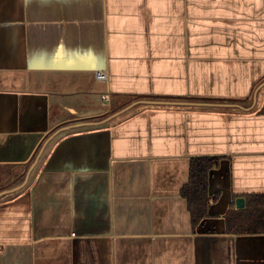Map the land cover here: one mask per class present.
Wrapping results in <instances>:
<instances>
[{
    "label": "crops",
    "instance_id": "obj_1",
    "mask_svg": "<svg viewBox=\"0 0 264 264\" xmlns=\"http://www.w3.org/2000/svg\"><path fill=\"white\" fill-rule=\"evenodd\" d=\"M256 194L264 0H0V264H264Z\"/></svg>",
    "mask_w": 264,
    "mask_h": 264
},
{
    "label": "trees",
    "instance_id": "obj_2",
    "mask_svg": "<svg viewBox=\"0 0 264 264\" xmlns=\"http://www.w3.org/2000/svg\"><path fill=\"white\" fill-rule=\"evenodd\" d=\"M124 106L119 105L114 107L112 112L120 110L124 108ZM216 160H218V157L211 156L195 157L192 160L191 182L185 187L183 194L189 199L190 210L194 215L195 222L208 216V176ZM259 205L262 207L260 206V208H258ZM249 210L252 211L248 212ZM252 214H255L258 221H260L258 224L264 227V194L248 196L247 206L236 210H230L227 214L228 228L236 232L253 229L254 227L247 226L245 222V218Z\"/></svg>",
    "mask_w": 264,
    "mask_h": 264
},
{
    "label": "rangeland",
    "instance_id": "obj_3",
    "mask_svg": "<svg viewBox=\"0 0 264 264\" xmlns=\"http://www.w3.org/2000/svg\"><path fill=\"white\" fill-rule=\"evenodd\" d=\"M260 96H261V94H260ZM131 101H132V98H127V100L124 99L123 102H124L125 104H127V103L130 104V103H132ZM124 103H121V104L124 105ZM129 104H127V105H129ZM127 105H126V106H127ZM124 107H125V106H124ZM122 109H123V108H122ZM29 171H30V170H29ZM28 173H29V172H28ZM27 176H28V174H26L24 177H20V178H18V179H17L18 181H17L16 183L21 182L22 180H23V182H24V181L27 179ZM2 183H3V182H2ZM16 183H15V184H16Z\"/></svg>",
    "mask_w": 264,
    "mask_h": 264
},
{
    "label": "water",
    "instance_id": "obj_4",
    "mask_svg": "<svg viewBox=\"0 0 264 264\" xmlns=\"http://www.w3.org/2000/svg\"><path fill=\"white\" fill-rule=\"evenodd\" d=\"M132 106H133V104H130V105H128L127 107H124V109L121 110V111H119V113L124 112L125 110H127L128 108H130V107H132ZM237 205H238V207H240L241 205H244V198H240V199H238V201H237Z\"/></svg>",
    "mask_w": 264,
    "mask_h": 264
},
{
    "label": "built area",
    "instance_id": "obj_5",
    "mask_svg": "<svg viewBox=\"0 0 264 264\" xmlns=\"http://www.w3.org/2000/svg\"><path fill=\"white\" fill-rule=\"evenodd\" d=\"M99 76H100L101 78H104V77H105V73L100 72V73H99Z\"/></svg>",
    "mask_w": 264,
    "mask_h": 264
}]
</instances>
